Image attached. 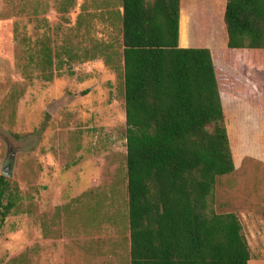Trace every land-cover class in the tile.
I'll list each match as a JSON object with an SVG mask.
<instances>
[{"label": "rangeland", "instance_id": "1", "mask_svg": "<svg viewBox=\"0 0 264 264\" xmlns=\"http://www.w3.org/2000/svg\"><path fill=\"white\" fill-rule=\"evenodd\" d=\"M120 6L0 0V176L12 174L21 196L0 225V264H130ZM262 55V70L249 68L257 106L221 95L235 170L214 190L216 211L242 224L248 264H264Z\"/></svg>", "mask_w": 264, "mask_h": 264}, {"label": "trees", "instance_id": "2", "mask_svg": "<svg viewBox=\"0 0 264 264\" xmlns=\"http://www.w3.org/2000/svg\"><path fill=\"white\" fill-rule=\"evenodd\" d=\"M121 7L130 264H248L238 216L215 209L217 179L235 165L211 52L178 46L180 0ZM223 21L228 50L263 54L264 0H226ZM39 52L49 81L52 49ZM20 200L1 175L0 225Z\"/></svg>", "mask_w": 264, "mask_h": 264}, {"label": "crops", "instance_id": "3", "mask_svg": "<svg viewBox=\"0 0 264 264\" xmlns=\"http://www.w3.org/2000/svg\"><path fill=\"white\" fill-rule=\"evenodd\" d=\"M225 3L226 0H180L178 46L181 48H207L210 50L218 80L219 74L224 75L225 78L224 88L220 87L222 105L223 98L221 95L224 94L239 99L251 106L249 100L256 99L257 92L259 93V87L256 79L250 75L249 68L252 65L254 71H256L257 67L259 70H262V55L259 54L260 57L257 64V53L247 54L243 51L227 49L226 29L224 22L221 20L224 14ZM118 11V20L120 23L119 45L122 52L121 6ZM220 12H222L221 18ZM216 20L219 25L218 30L212 27L213 21ZM220 20L221 25H223V35L220 33V30H222ZM183 38L189 40V42L184 43L182 41ZM193 43L195 45H192ZM239 84L242 86H237ZM223 91L228 94L222 93ZM223 111L227 117L224 105ZM227 133H229V129Z\"/></svg>", "mask_w": 264, "mask_h": 264}, {"label": "water", "instance_id": "4", "mask_svg": "<svg viewBox=\"0 0 264 264\" xmlns=\"http://www.w3.org/2000/svg\"><path fill=\"white\" fill-rule=\"evenodd\" d=\"M1 175H2V176H5V177H6V176H7V177H11V176H12V174H5V173H3V172L1 173Z\"/></svg>", "mask_w": 264, "mask_h": 264}]
</instances>
